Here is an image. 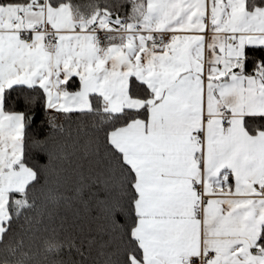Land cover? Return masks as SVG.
Segmentation results:
<instances>
[{"label":"snow or ice","instance_id":"6c2138e0","mask_svg":"<svg viewBox=\"0 0 264 264\" xmlns=\"http://www.w3.org/2000/svg\"><path fill=\"white\" fill-rule=\"evenodd\" d=\"M0 264H264V0H0Z\"/></svg>","mask_w":264,"mask_h":264}]
</instances>
